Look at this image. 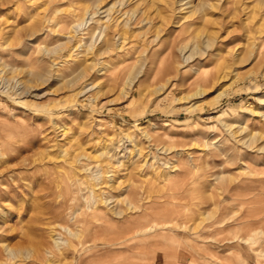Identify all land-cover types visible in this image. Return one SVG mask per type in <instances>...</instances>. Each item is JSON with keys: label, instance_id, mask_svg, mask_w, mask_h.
I'll return each mask as SVG.
<instances>
[{"label": "rangeland", "instance_id": "rangeland-1", "mask_svg": "<svg viewBox=\"0 0 264 264\" xmlns=\"http://www.w3.org/2000/svg\"><path fill=\"white\" fill-rule=\"evenodd\" d=\"M0 264H264V0H0Z\"/></svg>", "mask_w": 264, "mask_h": 264}, {"label": "bare ground", "instance_id": "bare-ground-1", "mask_svg": "<svg viewBox=\"0 0 264 264\" xmlns=\"http://www.w3.org/2000/svg\"><path fill=\"white\" fill-rule=\"evenodd\" d=\"M121 2H123V1H121ZM121 4V3H120ZM119 4V5H120ZM236 4V3H235ZM236 7V6H235ZM122 8V7H121ZM120 8V9H121ZM116 10H118V12H119V9H116ZM111 11V10H110ZM121 11V10H120ZM127 12V11H126ZM140 12V11H139ZM116 13V11L113 13V14H115ZM121 13V12H120ZM128 13V12H127ZM134 13V12H133ZM132 13V14H133ZM143 12H141V14H142ZM112 15V14H111ZM121 15H123V12H122V14ZM120 15V16H121ZM80 16V15H79ZM110 16V15H109ZM113 16V15H112ZM124 17H125V13H124V15H123ZM127 16H129V15H127ZM106 17V16H105ZM116 17V16H115ZM115 17H114V19H115ZM118 17V16H117ZM136 17V16H135ZM126 18V17H125ZM190 18V17H189ZM116 19H118V18H116ZM119 20V19H118ZM141 20V19H140ZM161 20L162 21H164L165 20V18L164 17H162L161 18ZM108 21H109V17H108ZM112 21V20H111ZM114 21V20H113ZM113 21H112V23H113ZM142 21V20H141ZM140 21V22H141ZM115 22H116V20H115ZM118 22V21H117ZM136 24V23H135ZM116 25H117V23H116ZM116 25L115 26H111V27H105L108 31H107V36H108V34H110L111 35V33L113 32L114 33V36L112 37V39H114V37L115 36H117L118 37V39L120 40V42H118L117 41V44H112V42L113 41H110V40H108L107 42L105 41V42H103V44H102V46H100V47H98V49L96 50V53L97 54H99V56H106V55H111V53L112 52H115V58H119V57H126V56H130V55H132V48H133V46L130 44L131 42H126L127 40H128V38L126 37V35L128 34V32L127 31H125V28H126V25H128V24H125L124 26L122 25V30L120 31L119 29L116 31V29H117V27H116ZM137 25V24H136ZM111 28V29H110ZM120 28V27H119ZM132 28V27H131ZM130 28V29H131ZM114 29V30H113ZM112 33V34H113ZM112 36V35H111ZM155 38H156V36H155ZM107 39V38H106ZM111 39V40H112ZM130 39V38H129ZM208 43V42H207ZM162 47V46H161ZM152 49V48H151ZM152 51V50H151ZM85 52V51H84ZM154 53V52H153ZM154 54H156V53H154ZM134 55V54H133ZM152 56L153 55H148V63L152 60ZM98 57V56H97ZM151 58V59H150ZM150 64V63H149ZM178 64V63H177ZM221 67V66H220ZM146 68V67H145ZM150 69V66H148V68H146V71L147 70H149ZM102 70V68L101 69H99V71H101ZM175 71H176V69H175ZM174 71L172 70V68H169L168 70H167V74H172ZM205 77V76H204ZM170 78V77H169ZM206 78V77H205ZM104 165V164H103ZM98 216V215H97ZM100 217V216H99ZM102 217V216H101ZM8 250V249H7ZM11 252V251H10ZM40 255V254H39ZM37 257V256H36Z\"/></svg>", "mask_w": 264, "mask_h": 264}]
</instances>
